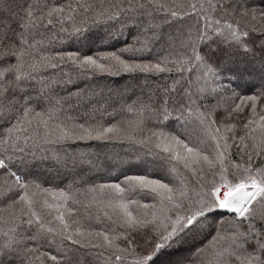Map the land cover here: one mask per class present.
I'll return each mask as SVG.
<instances>
[{
  "label": "snow or ice",
  "instance_id": "snow-or-ice-1",
  "mask_svg": "<svg viewBox=\"0 0 264 264\" xmlns=\"http://www.w3.org/2000/svg\"><path fill=\"white\" fill-rule=\"evenodd\" d=\"M257 3L0 0V264H264Z\"/></svg>",
  "mask_w": 264,
  "mask_h": 264
},
{
  "label": "trees",
  "instance_id": "trees-1",
  "mask_svg": "<svg viewBox=\"0 0 264 264\" xmlns=\"http://www.w3.org/2000/svg\"><path fill=\"white\" fill-rule=\"evenodd\" d=\"M257 6H262V5L259 4V0H258V3H257ZM57 183H58V181H57Z\"/></svg>",
  "mask_w": 264,
  "mask_h": 264
}]
</instances>
